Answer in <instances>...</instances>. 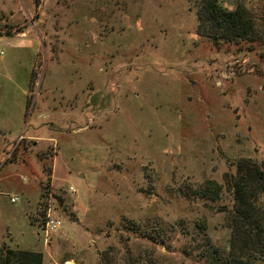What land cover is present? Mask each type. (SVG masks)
<instances>
[{"label": "rangeland", "instance_id": "1", "mask_svg": "<svg viewBox=\"0 0 264 264\" xmlns=\"http://www.w3.org/2000/svg\"><path fill=\"white\" fill-rule=\"evenodd\" d=\"M209 3L242 8L251 34H204ZM0 50V247L212 264L230 252V189L264 218V181L238 168H264V0H0ZM208 180L215 200L195 194ZM47 208L61 233L45 234Z\"/></svg>", "mask_w": 264, "mask_h": 264}, {"label": "trees", "instance_id": "2", "mask_svg": "<svg viewBox=\"0 0 264 264\" xmlns=\"http://www.w3.org/2000/svg\"><path fill=\"white\" fill-rule=\"evenodd\" d=\"M198 18V29L216 42H238L246 39L252 32V26L242 8L230 11L217 3H209L199 10ZM239 167L252 171L249 175L250 181L259 185L264 181L262 166L248 160L240 162ZM230 190L233 200L230 252L225 256L220 252L213 254L212 264H264V218L258 214L255 198L238 185ZM220 191L219 184L208 180L201 188L195 190V194L200 198L215 200L219 197ZM42 262L40 252L12 249L5 245L0 247V264Z\"/></svg>", "mask_w": 264, "mask_h": 264}, {"label": "crops", "instance_id": "3", "mask_svg": "<svg viewBox=\"0 0 264 264\" xmlns=\"http://www.w3.org/2000/svg\"><path fill=\"white\" fill-rule=\"evenodd\" d=\"M44 125H46V126H49V125H52L51 123H45ZM43 126V125H42ZM24 136V135H23ZM25 138H38V136H24ZM12 196H16V195H12ZM11 196V197H12ZM10 200V199H9ZM11 202V201H10ZM12 203V202H11ZM16 203V202H15ZM13 222H14V224H15V226H18L19 227V229L21 230V231H26V229H27V223L25 222V220L24 219H20V218H17V217H14L13 218ZM6 229L8 230L7 232L9 233V234H11L10 235V237H13V233L15 232L13 229H12V227L11 226H6ZM28 231V230H27ZM61 233V229L57 232V233ZM53 234H56V233H53ZM61 236L62 237H64V238H66V239H69L66 235H65V233L64 234H61ZM16 237V236H15ZM24 241H26V240H24ZM24 241H21L20 242V244L19 245H17L20 249H22V250H27V251H33V252H40V253H42V255H43V258H44V255H45V253H44V251H45V248H41V249H39L40 247H38V243L36 242V241H34L33 240V242H32V244L31 243H29V242H26V245L27 246H29V247H23L24 245ZM52 245V244H51ZM44 260H45V258H44ZM70 261H72L73 263H74V260L73 259H71V258H67V259H64L63 260V262H62V264H64L65 262H68L67 264H72Z\"/></svg>", "mask_w": 264, "mask_h": 264}, {"label": "built area", "instance_id": "4", "mask_svg": "<svg viewBox=\"0 0 264 264\" xmlns=\"http://www.w3.org/2000/svg\"><path fill=\"white\" fill-rule=\"evenodd\" d=\"M1 56H3L2 50H0V57ZM69 189L72 193H75V189L73 187H70ZM18 200H19V198L17 196H12L10 198V201L12 203L17 202ZM45 213H46V219H45V223H44L45 234L49 235V234L57 233L60 230V227L62 225V221L57 219V218L52 217L50 214L49 208H47V211Z\"/></svg>", "mask_w": 264, "mask_h": 264}]
</instances>
